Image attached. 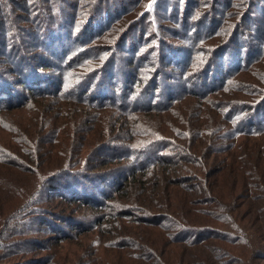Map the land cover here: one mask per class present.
<instances>
[{"label": "trees", "instance_id": "16d2710c", "mask_svg": "<svg viewBox=\"0 0 264 264\" xmlns=\"http://www.w3.org/2000/svg\"><path fill=\"white\" fill-rule=\"evenodd\" d=\"M0 264H264V0H0Z\"/></svg>", "mask_w": 264, "mask_h": 264}, {"label": "rangeland", "instance_id": "374dc122", "mask_svg": "<svg viewBox=\"0 0 264 264\" xmlns=\"http://www.w3.org/2000/svg\"><path fill=\"white\" fill-rule=\"evenodd\" d=\"M114 73H115V76L113 78L114 79V82L115 83L116 82H119L120 81L119 72L116 70V71H114ZM204 104H201V105H204ZM50 114L51 113H46L45 115H47V117H49ZM28 115H29L28 112H23V113H17V114H15V117H14V124L16 126H18L20 130L25 129L27 132L29 131V129H28V122H29ZM42 116H44V114ZM36 120H37V124H39L38 117H36ZM69 245H71V244L69 243ZM57 252L58 253L60 252V255L62 257H65V258H66V255H67V257H68V255L72 256V254H69V253L66 252L65 248H62V249H60ZM96 258L99 259L98 255H96ZM100 262H106V260H101Z\"/></svg>", "mask_w": 264, "mask_h": 264}]
</instances>
